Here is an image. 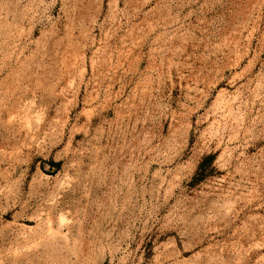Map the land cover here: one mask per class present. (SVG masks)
<instances>
[{"label":"rangeland","instance_id":"obj_1","mask_svg":"<svg viewBox=\"0 0 264 264\" xmlns=\"http://www.w3.org/2000/svg\"><path fill=\"white\" fill-rule=\"evenodd\" d=\"M0 264H264V0H0Z\"/></svg>","mask_w":264,"mask_h":264}]
</instances>
